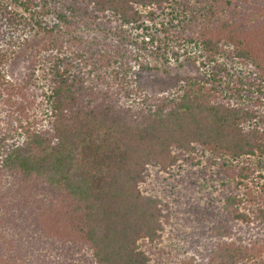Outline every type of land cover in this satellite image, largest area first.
Returning <instances> with one entry per match:
<instances>
[{
  "label": "trees",
  "instance_id": "1",
  "mask_svg": "<svg viewBox=\"0 0 264 264\" xmlns=\"http://www.w3.org/2000/svg\"><path fill=\"white\" fill-rule=\"evenodd\" d=\"M14 1L31 17L0 7V112L30 21L114 39L55 40L40 114L0 115V264L262 261L264 0ZM138 44L206 78L149 96Z\"/></svg>",
  "mask_w": 264,
  "mask_h": 264
},
{
  "label": "rangeland",
  "instance_id": "2",
  "mask_svg": "<svg viewBox=\"0 0 264 264\" xmlns=\"http://www.w3.org/2000/svg\"><path fill=\"white\" fill-rule=\"evenodd\" d=\"M0 7L4 11L19 14L28 20L31 17L14 0H0ZM30 24L33 26V29H31L32 27H28L22 33L20 39H18L17 46H15L13 51L9 50L10 53L6 58L7 63L3 64L2 87H6L10 91L11 101L4 103L5 106L2 107L5 111L0 112V115L5 112L7 116H12V119L20 110L19 104L23 99L28 101V98L31 101V103H26L24 107L25 111L30 110V113L36 111L37 114H40V111H42L40 107L36 106V102L34 101V96L36 95L35 86L38 85L43 88L48 82L49 64L46 62V59L52 52L55 53V40L66 44L75 36L88 39L93 38L100 42L106 41L107 43L114 39L109 32L98 29L73 30L71 34L60 31L50 33L35 26L32 21H30ZM118 40L119 38L115 39V41ZM132 48L140 54L142 61L148 66L146 70L137 66L135 68V77L138 80V84L149 96L172 94L177 92L189 80L206 78L205 72L199 64L187 61L184 57L180 60H176L175 58L164 60L155 55L151 49L143 48L141 44L133 45ZM6 49L7 47L5 46L2 50ZM63 51L65 50L63 49ZM5 107H7V110ZM9 110L13 112L9 113ZM24 120L26 121L25 118H23ZM204 234V229L198 230L199 237ZM190 236H193L194 239L197 238L196 231H188L186 237ZM252 264H264V259Z\"/></svg>",
  "mask_w": 264,
  "mask_h": 264
}]
</instances>
